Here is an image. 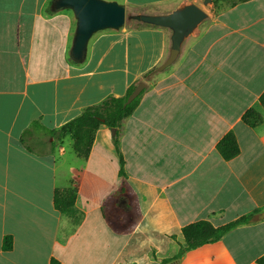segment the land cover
I'll return each instance as SVG.
<instances>
[{
	"label": "crops",
	"instance_id": "crops-1",
	"mask_svg": "<svg viewBox=\"0 0 264 264\" xmlns=\"http://www.w3.org/2000/svg\"><path fill=\"white\" fill-rule=\"evenodd\" d=\"M51 1L0 0V264H48L52 257L59 264H258L264 257V216L258 217L264 212V0L218 5L183 41L176 60L148 79L167 56V28L133 21L99 30L84 60L75 62V18L70 9L52 10ZM116 1L132 13L199 5ZM140 80L147 87L133 112L117 135L100 125L86 158L72 149L65 158L68 136L57 157L21 143L32 120L57 128ZM250 107L261 116L254 127L241 120ZM230 130L239 153L225 160L215 146ZM47 148L38 142L34 150ZM76 177L75 204L62 213L53 206L54 190ZM247 214H253L248 222L219 240L181 251L183 226L199 220L220 226ZM7 234L12 247L3 250Z\"/></svg>",
	"mask_w": 264,
	"mask_h": 264
},
{
	"label": "trees",
	"instance_id": "trees-1",
	"mask_svg": "<svg viewBox=\"0 0 264 264\" xmlns=\"http://www.w3.org/2000/svg\"><path fill=\"white\" fill-rule=\"evenodd\" d=\"M213 4L219 0H212ZM148 73L145 74V76ZM131 84L126 93L119 97H108L99 104L85 107L77 116L63 123L57 128H47L38 120H32L22 131L20 136L21 143L29 151L43 154L53 153L57 147L63 145L65 137L71 140V149L78 157L86 158L93 144L95 134L100 125L104 124L109 128H118L120 122L129 116L138 104L140 94L130 103L124 105L127 95L134 88ZM259 102L264 107V91L259 96ZM241 120L249 127H254L261 121L259 112L250 107L245 110ZM117 135V131H115ZM38 142L45 143L48 148L46 151H35L34 147ZM114 143L119 152L118 139L115 136ZM218 154L225 160L235 157L239 153V145L236 136L232 130L225 133L215 146ZM119 175L124 176L123 158L120 155ZM124 188L120 186L119 191ZM78 191V178L71 180L68 186L55 188L53 193V206L62 213H68L72 210ZM256 212V211H255ZM253 214L240 216L228 223L220 226H214L207 220H199L189 223L181 228L184 240V246L181 251L196 248L198 246L219 240L231 228L244 224L250 220ZM12 247V236L7 234L2 238V249L10 250ZM179 251V253L181 252ZM178 253V254H179ZM258 264H264V257L257 259ZM48 264H59V261L52 257Z\"/></svg>",
	"mask_w": 264,
	"mask_h": 264
},
{
	"label": "water",
	"instance_id": "water-1",
	"mask_svg": "<svg viewBox=\"0 0 264 264\" xmlns=\"http://www.w3.org/2000/svg\"><path fill=\"white\" fill-rule=\"evenodd\" d=\"M212 0H204L207 4ZM52 10L70 9L75 18V29L70 48V57L82 62L86 55L89 38L93 33L104 30H118L126 20L165 27L170 31V45L166 58L145 79L156 71H162L178 57L183 41L194 33L199 24L207 17L206 12L193 2H181L167 12H127L125 6L116 0H52ZM147 87L145 80L138 81L127 95L124 105L135 99ZM114 132L115 128H111ZM261 212L258 217H263Z\"/></svg>",
	"mask_w": 264,
	"mask_h": 264
},
{
	"label": "rangeland",
	"instance_id": "rangeland-1",
	"mask_svg": "<svg viewBox=\"0 0 264 264\" xmlns=\"http://www.w3.org/2000/svg\"><path fill=\"white\" fill-rule=\"evenodd\" d=\"M197 2H198V6L199 7H201L205 12H206V14H207V16H209V15H211V14H213V13H215V11L217 10V7H218V5H219V7L223 4V3H230V2H233V1H236V0H219V4L218 3H216V4H213V2L211 1V2H209V3H207V4H203V1L204 0H196ZM130 10V11H129ZM144 10V9H143ZM132 11H135V10H132ZM127 12H131V9L130 8H127ZM130 24H134V22L133 21H129V20H126L125 21V24L124 25H126V26H128V25H130ZM68 147V146H67ZM71 152V148H67V154L65 155V158L66 157H68L69 156V153ZM54 153V155L57 157L58 155H57V149H55V151L53 152ZM62 159L63 158H60V162H62ZM80 161H79V159H74L72 162H70L71 164H73V165H76L77 166V164L79 163ZM65 165H64V163L62 164V163H60V166H59V168H63Z\"/></svg>",
	"mask_w": 264,
	"mask_h": 264
}]
</instances>
